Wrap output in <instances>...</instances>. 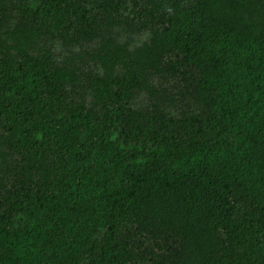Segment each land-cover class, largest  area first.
<instances>
[{
  "label": "trees",
  "instance_id": "obj_1",
  "mask_svg": "<svg viewBox=\"0 0 264 264\" xmlns=\"http://www.w3.org/2000/svg\"><path fill=\"white\" fill-rule=\"evenodd\" d=\"M0 264H264V0H0Z\"/></svg>",
  "mask_w": 264,
  "mask_h": 264
},
{
  "label": "rangeland",
  "instance_id": "obj_2",
  "mask_svg": "<svg viewBox=\"0 0 264 264\" xmlns=\"http://www.w3.org/2000/svg\"><path fill=\"white\" fill-rule=\"evenodd\" d=\"M125 33L129 36H133V40L135 44H140L148 38V34L146 32H143L142 34L138 35L134 27H132L131 29L129 27H127L126 29L125 27Z\"/></svg>",
  "mask_w": 264,
  "mask_h": 264
}]
</instances>
